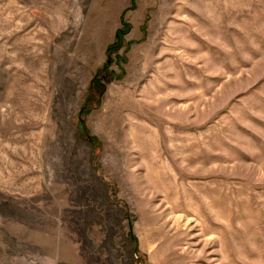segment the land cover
I'll return each instance as SVG.
<instances>
[{"label":"rangeland","instance_id":"rangeland-1","mask_svg":"<svg viewBox=\"0 0 264 264\" xmlns=\"http://www.w3.org/2000/svg\"><path fill=\"white\" fill-rule=\"evenodd\" d=\"M0 264H264V0H0Z\"/></svg>","mask_w":264,"mask_h":264},{"label":"trees","instance_id":"trees-1","mask_svg":"<svg viewBox=\"0 0 264 264\" xmlns=\"http://www.w3.org/2000/svg\"><path fill=\"white\" fill-rule=\"evenodd\" d=\"M122 34H125V32L123 30H121V29L117 30L116 31V38H119V36ZM90 140H92V139H90Z\"/></svg>","mask_w":264,"mask_h":264}]
</instances>
